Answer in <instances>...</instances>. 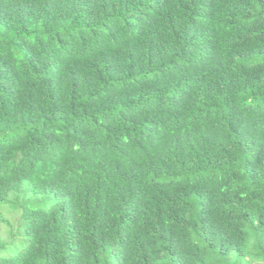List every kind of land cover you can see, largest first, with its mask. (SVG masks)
<instances>
[{
    "label": "trees",
    "instance_id": "obj_1",
    "mask_svg": "<svg viewBox=\"0 0 264 264\" xmlns=\"http://www.w3.org/2000/svg\"><path fill=\"white\" fill-rule=\"evenodd\" d=\"M0 264H264V0H0Z\"/></svg>",
    "mask_w": 264,
    "mask_h": 264
},
{
    "label": "rangeland",
    "instance_id": "obj_2",
    "mask_svg": "<svg viewBox=\"0 0 264 264\" xmlns=\"http://www.w3.org/2000/svg\"><path fill=\"white\" fill-rule=\"evenodd\" d=\"M7 218H8V220H9L12 224H14L15 227H16V224H17V220H16L17 216H16V214H14V213L7 214ZM5 227H6V225H4L3 228L5 229ZM6 229H11V228H10V226H9V227H6ZM3 233H4V235H6L5 231H3Z\"/></svg>",
    "mask_w": 264,
    "mask_h": 264
}]
</instances>
